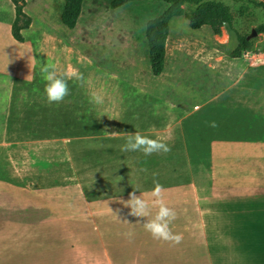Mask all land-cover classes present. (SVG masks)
<instances>
[{"label": "crops", "instance_id": "1", "mask_svg": "<svg viewBox=\"0 0 264 264\" xmlns=\"http://www.w3.org/2000/svg\"><path fill=\"white\" fill-rule=\"evenodd\" d=\"M25 2L31 24L21 31V43L11 35L14 7L10 0H0L1 77L22 79L32 69L33 52L25 53L24 34L35 22L27 10L29 0ZM21 59L26 64L19 74ZM237 75L226 89L233 94L230 103L225 99L210 106L212 100L191 109L155 98L159 86L151 75L130 86L134 98L121 83L114 97L109 87L89 89L105 93L101 104H50L38 88L28 89V82L6 87L11 97L0 103L5 140L30 141L41 152L51 149L52 140L65 148L72 170L69 180L62 181L57 169L39 175L36 185L0 180V264H264V182H254L264 168L258 158L264 151L249 145L260 141V136L252 137L250 112L255 105L256 118L263 117L264 89H254L257 75L251 81L247 71ZM93 106L99 109L91 111ZM83 107L88 112L82 113ZM109 117L118 127L110 129ZM45 130L52 132L50 138ZM61 131L67 134L60 136ZM137 131L162 140L171 151L151 156L121 151L124 133ZM201 160L207 162L206 180L196 175ZM154 181L164 186L165 203L177 214L169 227L182 234L178 245L153 239L144 229L156 208L147 217H134L122 203L133 191L151 200L143 194Z\"/></svg>", "mask_w": 264, "mask_h": 264}, {"label": "rangeland", "instance_id": "2", "mask_svg": "<svg viewBox=\"0 0 264 264\" xmlns=\"http://www.w3.org/2000/svg\"><path fill=\"white\" fill-rule=\"evenodd\" d=\"M221 2L230 8L233 22L229 26L225 25L218 36L214 35L208 26L198 30L191 29L184 17H176L170 21L165 66L158 78L150 73L144 30L146 22L161 15L168 8V4L159 0L132 1L112 10L109 6L110 0H84L75 28L68 29L60 22L64 0H29L27 10L34 19L35 27L24 34L28 47L24 51L33 52L28 66L32 69L28 68L31 70H28L22 79L20 76L14 79L7 75L8 78L0 76V103L1 101L5 103L11 97H8L6 87L17 84L18 81L23 85L24 82H28L25 84L28 89L38 88L39 96L43 95L46 81L42 78L41 67L47 64L55 65L58 74H62L67 79L70 95L63 102L72 104L91 102L94 92L102 96L105 94L92 92L89 90L91 88L99 90L102 87H109L110 96L114 97L120 83L122 86H127L122 89L128 92L130 98H134L135 92L130 86L137 83L138 79L146 80L149 75L153 81L156 78L155 84L159 86L155 98L173 100L177 105L188 109L203 106L205 102L212 100L210 106H216L225 99L230 103L233 94L226 89L234 79L239 78L237 74L244 71H247L249 81L257 75L258 83L253 85L256 91L260 88L264 89V55H262L264 34H257L249 39L252 47L250 52L244 53L239 59L230 57V53L238 44V38L248 37L264 22V10L255 5L264 0H221ZM194 7L188 4L184 6V10L190 13ZM8 24L6 20L7 33L11 37ZM256 62L259 64L254 66ZM16 64L19 68L18 73L22 74L23 70L20 67L25 66L26 61L21 59ZM73 68L83 74V82L71 76ZM262 94L264 96V91ZM257 96L255 99L252 97V103L258 101ZM94 106L91 111L99 109ZM169 106L171 111H174V106ZM260 108L263 117L256 118L259 113L255 105L250 115L253 117L252 137L260 136L258 140L261 142L255 140L249 145L255 150L264 151V102ZM80 111L88 112L86 107ZM210 111L214 112V110ZM4 112L5 109L0 107L1 115ZM107 120L110 129L118 127V122L112 123L110 117ZM256 125H259V128H255ZM46 128H51V125ZM0 129L1 181H11L18 185H36L39 175H48L57 169L62 181L71 178L72 167L62 145H53L50 140L48 145L51 149L41 152L40 148L30 141L24 144L22 142L26 141L24 139L5 140L6 134L2 125ZM60 133V136L67 134L66 131ZM51 136L52 132L45 130V137ZM4 142L14 144L5 147L1 145ZM16 142L18 144H15ZM258 158L264 163V155ZM197 165L198 179L206 180L203 175H207V162L201 160ZM257 174L260 175V179L255 180V184L264 182V168ZM251 206L259 207L258 204Z\"/></svg>", "mask_w": 264, "mask_h": 264}, {"label": "trees", "instance_id": "3", "mask_svg": "<svg viewBox=\"0 0 264 264\" xmlns=\"http://www.w3.org/2000/svg\"><path fill=\"white\" fill-rule=\"evenodd\" d=\"M142 0H110L112 10L124 6L128 2ZM168 4V8L159 16L151 19L145 24V39L148 48V61L150 73L160 76L165 66L166 44L169 36V24L173 18L184 17L193 30H198L203 26H208L216 36L221 34L225 25H231L233 16L230 8L221 0H159ZM14 7L15 18L11 25V35L17 42H24L21 34L22 30L29 28L31 18L27 16L23 9L25 0H10ZM84 0H64V5L60 14L61 24L74 29L82 11ZM194 5L190 13L184 10L185 5ZM264 10V2L255 3ZM257 34H264V22L256 27ZM252 50L251 42L246 40V36L238 38L236 48L230 53L232 59H239L244 53Z\"/></svg>", "mask_w": 264, "mask_h": 264}, {"label": "clouds", "instance_id": "4", "mask_svg": "<svg viewBox=\"0 0 264 264\" xmlns=\"http://www.w3.org/2000/svg\"><path fill=\"white\" fill-rule=\"evenodd\" d=\"M11 61H9L10 63ZM42 78L46 81L44 92L47 102L52 104L62 103L67 96L70 95L67 79L62 74H58L56 66L47 64L41 67ZM71 76L77 81L83 82V74L78 69L73 68ZM91 102L95 104L103 103V96L99 93H92ZM211 127H215V122L210 123ZM110 135H120L118 132H112ZM125 143L121 146L123 152H141L144 156L153 154H167L171 151L170 147L160 139H153L149 136L142 135L140 132H125ZM119 179V178H118ZM166 189L159 182L154 181V186L149 193L143 195L151 197V200L137 196L136 191L128 194L129 198L122 201L125 207L130 209L129 215L134 217H147L151 214V209L156 208V214L143 224L144 229L151 234L153 239L170 242L178 245L182 242V234H173L169 225L176 219V212L167 206L164 200ZM83 196V193H81ZM111 211V210H110ZM129 241L133 233L126 234Z\"/></svg>", "mask_w": 264, "mask_h": 264}, {"label": "water", "instance_id": "5", "mask_svg": "<svg viewBox=\"0 0 264 264\" xmlns=\"http://www.w3.org/2000/svg\"><path fill=\"white\" fill-rule=\"evenodd\" d=\"M257 35V33L255 32V30H253L252 32H251V34L248 36V37H246V40H249L250 38H252V37H254V36H256Z\"/></svg>", "mask_w": 264, "mask_h": 264}]
</instances>
